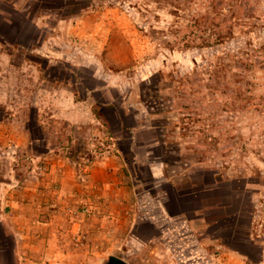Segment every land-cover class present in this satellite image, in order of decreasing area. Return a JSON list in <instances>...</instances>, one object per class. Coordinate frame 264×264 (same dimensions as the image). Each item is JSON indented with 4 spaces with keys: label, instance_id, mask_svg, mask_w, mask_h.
Masks as SVG:
<instances>
[{
    "label": "rangeland",
    "instance_id": "374dc122",
    "mask_svg": "<svg viewBox=\"0 0 264 264\" xmlns=\"http://www.w3.org/2000/svg\"><path fill=\"white\" fill-rule=\"evenodd\" d=\"M127 66L132 67L124 70ZM94 86L105 88L94 93L97 99L151 112L158 125L168 120L166 126L183 135L187 148L181 153L170 140L156 155L172 163L180 179H210L217 173L231 180L216 195L231 204L230 210L245 212L240 228L254 211L264 243V0H0V188L10 181L0 189V264H49L45 258L52 248L37 239L41 219L58 227L62 249L76 258L73 264H104L108 256L87 262L98 249L92 239H109L113 226L132 216L133 206L125 199L101 198L81 207L64 197L41 200L30 190L34 154L43 153L46 141L66 146L69 129L77 125L67 129L61 116L68 95L80 99ZM76 111L88 109L84 105ZM105 112L103 126L74 138L78 161L86 153L94 161L113 143L117 121L110 110ZM24 126L31 145L22 137ZM120 146L128 159L127 142ZM57 148L53 155L60 153ZM149 176L145 165L137 168L139 193L153 192ZM187 202L189 218L198 203L190 197ZM141 204L138 200L137 210ZM214 213L208 209L205 214ZM141 220L135 232L139 239L157 236ZM72 221L79 224L74 231L85 237L84 246L73 244L66 228ZM226 221L215 225V235L241 247L243 229L234 234L232 222ZM91 223L104 228L84 229ZM157 239L151 255L139 247L133 258L119 237L113 257L125 264H188ZM251 253L258 259L256 250ZM216 264L245 263L222 254Z\"/></svg>",
    "mask_w": 264,
    "mask_h": 264
},
{
    "label": "crops",
    "instance_id": "0c3cea01",
    "mask_svg": "<svg viewBox=\"0 0 264 264\" xmlns=\"http://www.w3.org/2000/svg\"><path fill=\"white\" fill-rule=\"evenodd\" d=\"M92 5L83 7V10L92 7ZM59 22L63 23L64 21ZM77 66L79 68L84 67L81 64ZM131 67L127 66L124 70H130ZM108 70L111 71L109 68ZM119 71L122 73L123 69ZM96 75L95 73L93 77H97ZM107 87L106 89H109ZM104 89L102 86H94L87 90L80 99L76 98L75 93L68 95L67 102L70 106L68 105L67 110L65 109L61 116L67 129L73 124L77 125L74 129H69L66 146L57 144V148L56 145L51 146L52 144L46 141L43 153L34 154V172L31 174L32 186L30 190L33 195L41 200L64 197L70 201L77 200L78 205L82 207L85 203L95 202L101 198L106 201L112 200L114 203L120 199H125L128 204L133 206L132 216L129 219L120 220L118 225L113 226V233L109 239H92L98 249L91 253L92 256H88L87 262H91V260L92 262L102 261L106 256L115 255L117 253L115 249L121 243L117 240L121 237L128 251L127 255L133 258H136L134 257L136 254L134 250L139 247L144 248L145 254L151 255V247L156 238H159L157 239L159 243L165 249L174 252L176 258H179V261L183 263L216 264L219 262L220 255L224 254L234 258L238 257L245 264L247 261L264 264V243L260 241L261 235L257 233L256 213L250 212L247 225L245 228H240V219L243 218L245 212L240 207L230 210L231 204L224 203L222 197L216 195L220 185L224 186L225 182L229 183L231 180L218 177L217 173L212 174L210 179H203L202 177L203 180H199L198 176L190 175L184 176L182 179L178 178L172 169L173 164L156 155V150L159 146L167 145L168 141L173 140L178 151L183 153V150L187 148V142L183 139V135L169 130L165 124L168 120H165L164 124H156L154 122L156 115L151 112H140L139 109L132 112L130 109L125 108L127 109L125 110L120 106L118 107L113 101L95 98V94ZM84 105L88 109L87 112L83 114L76 111L78 106ZM105 110H110L117 121V126L111 132L113 143H111L109 152L103 155L99 154L86 169V172H82L80 161L76 159L80 153L77 151L76 154V151H72L74 138L79 140L83 138V135L85 137L92 135L99 128L97 125L103 126L105 123L102 121V116L103 114L108 115ZM50 117L58 118L59 116L52 115ZM26 128L24 126L22 131L24 139L28 136ZM25 140L27 145L34 143L31 136ZM121 142H127L128 159L125 156L126 151L120 146ZM82 144L79 143V145ZM56 148L60 153L53 155ZM143 165L148 168L152 193L145 190L142 193L138 192L140 184L135 179V175L137 168ZM40 167L44 171H39L38 168ZM54 183L58 185L55 187L56 189L50 187ZM9 185L10 181H7L1 185L0 189L4 190V187ZM204 192L210 193L211 196L201 198L200 196ZM188 197L191 200L195 198L198 203V206L193 210V215L189 218L186 217L187 210L184 208L187 204H191V202H187ZM138 200H142V204L137 210ZM216 200L220 202L216 203ZM41 205L47 206V203L40 204V212L42 208H45ZM171 205H175L177 210H172ZM208 209H213L215 212L214 215L208 216L209 218L205 214ZM139 218L147 224L149 230L156 231L157 236L149 237L147 241L140 240L135 234ZM226 219H228L227 223L232 222V228H229L232 233L239 234L243 229L241 247L228 243L221 235H215V225ZM42 220L36 221V226L40 229L37 239L40 238V242L45 243L47 248H52L48 252L53 253L49 254L50 257L45 258L49 260V264H73L77 262L75 256H71L72 254L66 253L62 249L65 246L58 238V227L52 222L47 223L46 220ZM72 222V225L66 226L67 231L72 232L76 230L77 225L79 226L78 223H74L75 221ZM85 226L91 232L104 228L98 223H91L89 226L85 224L84 229ZM51 231H54V236L53 234L48 235V232ZM89 247L90 245L87 249ZM147 247L149 252L145 250ZM251 250L257 251L258 259L252 258ZM225 252L227 253L225 254ZM84 255L86 256L85 253Z\"/></svg>",
    "mask_w": 264,
    "mask_h": 264
},
{
    "label": "built area",
    "instance_id": "2783aa9c",
    "mask_svg": "<svg viewBox=\"0 0 264 264\" xmlns=\"http://www.w3.org/2000/svg\"><path fill=\"white\" fill-rule=\"evenodd\" d=\"M93 138L94 139H97L98 137H97V135H94L93 136ZM110 147H111V145H107V146H105L104 148V150L103 151H101L99 154H105V153H107V152H109L110 151ZM95 157L97 158L98 157V155L96 156L95 155ZM94 157V158H95ZM82 160V162H80V169H81V171H86V169L89 167V165L92 163V161H93V159L91 158V156H89L87 153L84 155V157L81 159ZM38 170L39 171H44V169L43 168H38ZM51 187H58V185L56 184V183H54V184H52V186ZM56 189V188H55ZM52 198H54V199H59L58 197H52ZM67 211H69V209L67 208L66 209ZM71 238H72V240H73V244H74V246L75 247H79V246H84V244H85V241L83 240L85 237L83 236V235H81V234H79V233H77L76 231H72V234H71Z\"/></svg>",
    "mask_w": 264,
    "mask_h": 264
},
{
    "label": "trees",
    "instance_id": "16d2710c",
    "mask_svg": "<svg viewBox=\"0 0 264 264\" xmlns=\"http://www.w3.org/2000/svg\"><path fill=\"white\" fill-rule=\"evenodd\" d=\"M89 6V5H88ZM87 6V7H88ZM104 264H125L124 262H122L121 260L113 257V256H109L106 260Z\"/></svg>",
    "mask_w": 264,
    "mask_h": 264
},
{
    "label": "water",
    "instance_id": "95a60500",
    "mask_svg": "<svg viewBox=\"0 0 264 264\" xmlns=\"http://www.w3.org/2000/svg\"><path fill=\"white\" fill-rule=\"evenodd\" d=\"M109 257V256H108Z\"/></svg>",
    "mask_w": 264,
    "mask_h": 264
}]
</instances>
